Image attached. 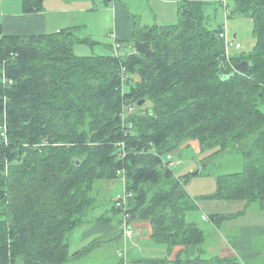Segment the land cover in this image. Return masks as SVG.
Segmentation results:
<instances>
[{"label": "trees", "instance_id": "1", "mask_svg": "<svg viewBox=\"0 0 264 264\" xmlns=\"http://www.w3.org/2000/svg\"><path fill=\"white\" fill-rule=\"evenodd\" d=\"M21 1L26 13L43 9L44 0ZM176 1V24L134 22L130 42L115 38L104 54H76L74 43L89 41L73 26L11 35L0 22V264H78L106 240L70 252L74 229L122 224L125 214L149 223L168 250L198 247L147 264H242L206 253L204 231L186 218L197 201L163 156L196 140L206 167L241 150V170L218 175L206 197L264 209V0ZM214 4L252 20L249 52L226 58L224 27L206 23ZM242 60L248 68L235 70ZM121 169L132 193L125 211L94 192L96 181H120Z\"/></svg>", "mask_w": 264, "mask_h": 264}, {"label": "rangeland", "instance_id": "2", "mask_svg": "<svg viewBox=\"0 0 264 264\" xmlns=\"http://www.w3.org/2000/svg\"><path fill=\"white\" fill-rule=\"evenodd\" d=\"M8 1L0 0V10L4 9V7L6 9V3ZM135 1L138 2V6L134 4V0H116V5L113 7L112 0H44L43 7L52 12L51 17L57 18L63 25L75 26L77 34L88 39L89 42L86 43H74V52L78 55H91L109 53L113 46L118 45L115 41L113 42L115 38L113 34L120 31L123 35L126 34V37L123 40L118 37L117 40L126 45L132 38L134 22L136 24H144L147 22L146 18L140 16L142 15L140 13L141 11L147 10L146 5L140 0ZM219 1L222 2L221 0ZM157 2L159 6L163 5L159 1ZM149 12L152 18L153 15L150 9H148ZM206 23L209 28L224 27V32H226L227 36L225 41L227 43L233 39V43L238 41L241 44L242 48L240 47V49L236 48L233 44L226 45L224 41L226 58L230 55L238 54L241 51L249 52L251 50L254 37L252 33V20L250 18L241 17L229 11L225 12L222 6L214 4L212 6L210 5L206 11ZM108 43H112V45L109 46ZM260 107L264 110V104H261ZM195 144L198 145L196 140H188L181 146V150H175L173 153H170L174 159L170 167L175 174L185 177V189L197 201L198 207L194 210L187 211L186 218L189 221L195 222L204 231L207 241L203 246L207 248V244L211 242L208 232L212 228V222L210 220L214 213L236 212L241 208L242 203L241 201H220L206 196L215 191L216 177L218 175L241 170L243 158L241 150H233V152L218 155L209 161L206 167L201 168L198 174L194 175L192 173L203 164L201 161L206 156L205 153H199ZM118 178L120 179L119 176ZM96 182L94 192L99 197L104 196L105 199L110 196H116L123 190L121 180L110 179ZM256 207L253 206L249 212L247 211L245 216H239L228 221L234 229L246 223H257V219L260 217L264 219V217ZM201 213H205L208 217L206 221L200 219ZM228 221L223 222L224 225L222 224L221 231H223V227L226 226ZM92 224L95 223L88 221L83 226L74 229L69 242L70 252L89 244L97 238V235L94 236V234L89 236H83L82 234L84 228ZM133 233H136L134 227ZM134 234L131 237L125 238L122 227V237L124 238L123 248L117 249V254L109 255L108 252L111 247L103 243V245L97 246L81 255L78 260L79 262L89 264H110L112 261L119 260L120 257L126 260V257L131 258V256L148 258L158 257L161 254L165 255V247L148 239L137 237ZM98 238L102 239L105 237ZM133 243L136 245L131 247ZM205 251L207 250L205 249ZM124 264L126 263L124 262Z\"/></svg>", "mask_w": 264, "mask_h": 264}, {"label": "crops", "instance_id": "3", "mask_svg": "<svg viewBox=\"0 0 264 264\" xmlns=\"http://www.w3.org/2000/svg\"><path fill=\"white\" fill-rule=\"evenodd\" d=\"M146 5L147 10L141 11V17L146 18L147 22L142 25H153V24H161V25H171L176 24L179 18V9L178 3L176 0H140ZM162 3V6H159L158 2ZM113 7L116 5V0H112ZM134 4L138 6V2L134 0ZM5 6V4H4ZM160 10H159V9ZM148 9L152 11L153 17L151 18L150 12L148 13ZM52 12L47 8L43 9L39 12L34 13H26L23 10L22 1L21 0H9L6 3V9L0 10V22L2 25V31L4 34L11 35H30V34H42V33H50L56 32L61 28L69 27L71 25H63L61 21H58L57 18H53L50 15ZM150 22V23H148ZM156 22V23H155ZM75 27V26H73ZM117 39L118 37L122 40L126 37V34L117 32L113 34ZM115 38L113 42L115 41ZM112 42V43H113ZM238 42V41H237ZM112 43H108L109 46ZM120 44V43H119ZM197 150L198 145L195 144ZM224 201V200H220ZM242 206L236 212L231 213H214L215 215L223 214V218H219L217 222L215 220H210L212 222V228L209 230L208 234L211 238V242L207 244L206 253L209 255H220V256H236L242 264H264V219L261 217L257 219V223L253 224H245L240 225L238 227L233 228L228 220L235 219L239 216H245L247 211L253 207L257 206L256 209L260 210L262 216L264 217V209H262L257 202H252L248 205L245 204L242 200ZM234 202V201H232ZM238 212H241L238 214ZM200 214V219L201 218ZM205 214V213H204ZM224 221H228L226 226L223 227V231L221 226L224 225ZM122 224L121 223H95L90 225L87 228H84L82 234L83 236H89L91 234L97 235L96 237H105L102 238L106 240L104 242L105 245H109L110 251L109 255H115L117 249L123 248L124 238L122 237ZM135 229V236L148 239L149 241L154 242L149 237L150 235V225L147 222L136 221L133 224ZM206 235V234H205ZM229 236V237H227ZM207 241V239H206ZM156 243V242H154ZM158 244V243H156ZM103 245V243H101ZM99 245V246H101ZM136 244H131V247ZM166 248L165 255L156 256V257H126V264H147L148 261L159 260V259H167L173 260L176 258L177 254L183 252L185 258H191L195 256L198 252V247L195 245L191 246H174L171 250L163 245ZM79 249V248H78ZM77 250V249H76ZM75 251V250H74ZM127 256V255H126ZM79 259V258H78ZM77 259V260H78ZM122 259L121 257L119 260ZM119 260L112 261V263L117 262ZM78 264H89L82 263L77 261Z\"/></svg>", "mask_w": 264, "mask_h": 264}, {"label": "built area", "instance_id": "4", "mask_svg": "<svg viewBox=\"0 0 264 264\" xmlns=\"http://www.w3.org/2000/svg\"><path fill=\"white\" fill-rule=\"evenodd\" d=\"M223 2V4L226 3V0H221ZM225 30V29H224ZM219 36L222 37V38H226V32H220L219 33ZM226 42V41H225ZM234 45L236 48H240L241 47V44L239 42H235L233 43L232 41H229L228 43L226 42V45ZM118 45H115L113 46V48H117ZM124 70V69H123ZM122 70V72H123ZM128 112L132 111L133 110V107L132 106H127L126 109ZM0 136H3L5 137L6 134L4 131H0ZM163 161L166 162V164L170 167L173 162H174V159H173V156L172 154L170 153H167L163 156ZM117 175L120 177V180L122 181L123 183V190L118 193L116 195V207H119L121 209H123L125 211V206H126V203L128 201V198L131 197L132 193L131 192H128L126 190V187H125V174H124V170H117L116 171ZM127 217L128 215L125 214L124 216V221L122 222V227H123V232H124V237L127 238V237H131L134 233H133V227L131 224H129V221L127 220ZM201 218L203 220H207L208 217L205 215V214H202L201 215Z\"/></svg>", "mask_w": 264, "mask_h": 264}, {"label": "water", "instance_id": "5", "mask_svg": "<svg viewBox=\"0 0 264 264\" xmlns=\"http://www.w3.org/2000/svg\"><path fill=\"white\" fill-rule=\"evenodd\" d=\"M248 68V62L246 60H242L234 65V69L237 71H244ZM233 74V71L230 73ZM144 100H140L137 102L138 105H141ZM205 164H201L192 174L196 175L199 173L200 169L204 167Z\"/></svg>", "mask_w": 264, "mask_h": 264}]
</instances>
